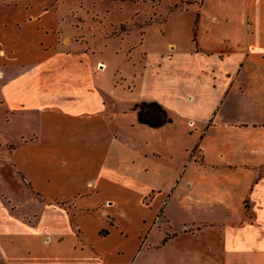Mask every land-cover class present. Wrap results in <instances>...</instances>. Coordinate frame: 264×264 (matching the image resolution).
Returning a JSON list of instances; mask_svg holds the SVG:
<instances>
[{"label": "rangeland", "instance_id": "obj_1", "mask_svg": "<svg viewBox=\"0 0 264 264\" xmlns=\"http://www.w3.org/2000/svg\"><path fill=\"white\" fill-rule=\"evenodd\" d=\"M199 1L0 0V264H264L263 258L228 253L240 247L238 240L228 242L221 223H207L228 218L237 225L240 209L236 200L220 196L223 182L203 174L192 179L190 190L189 172L184 180L168 173L184 155L185 130L153 128L134 112H121L143 94L163 96L165 83L137 77L130 92L124 75L131 65L106 56L138 46L144 36L150 49H165L170 41L194 48L197 13L208 17L215 9L238 19L229 29L244 33L243 42L264 49V27L247 36L243 6ZM50 41L73 53L46 47ZM262 56L253 53L249 62ZM255 70L244 82L243 100L250 105L264 104V69L262 75ZM192 75L200 76L196 69ZM169 100L176 113L177 100ZM94 121L96 130L88 132ZM55 198L60 205L71 200L61 210L54 209ZM107 199V214L120 223L123 237L97 235L100 221L86 220L79 231L74 207L85 213ZM97 214L107 216L102 209ZM49 233L63 240L45 241Z\"/></svg>", "mask_w": 264, "mask_h": 264}, {"label": "crops", "instance_id": "obj_2", "mask_svg": "<svg viewBox=\"0 0 264 264\" xmlns=\"http://www.w3.org/2000/svg\"><path fill=\"white\" fill-rule=\"evenodd\" d=\"M229 1H234L233 3L247 9L245 20L247 36L253 34L252 29L255 31L264 27V5H262L264 0ZM203 3L205 0L199 1V4ZM213 9L215 8L213 7ZM162 16L164 21L167 14ZM237 24L238 19L229 13L220 11V9H215L208 17H204L198 12L193 25L195 28L194 48L184 50L176 42L170 41L165 49H150L143 44L144 36L140 46L130 45L117 52L109 51L112 53L107 52L106 56L110 59L124 57L125 65H131L130 70L124 75L128 83L131 84L130 92L135 91L134 78L137 77L142 78L141 82L143 83L145 77L151 76L160 87L162 83H165V88L162 87L163 96L143 94L137 102L129 107L130 110L122 109L121 112H134L138 121L136 105L145 101L158 102L167 110L169 116H172H170L172 121L158 128L179 127L181 128L179 133L185 130L189 138L186 142L188 144L179 143L180 148H182L181 143L185 147L184 155H178L172 165L173 169H167L168 173L184 180L189 172L187 183L190 190L193 189L192 179L203 174L207 176L211 173V176L213 175L223 182L221 183L222 187H217L221 191L220 196L225 197L223 200L226 198L231 199V202L236 200L240 209L236 219L237 225L233 223L234 220L228 218H211L207 223L211 225L221 223L228 230L225 235L228 242L234 238L238 240L240 247L236 250L234 248L227 250L228 253L235 251L244 258L258 260L264 259V104L253 102L250 105L243 100V97L246 75L253 69V66L255 65L256 75L263 74L261 70L264 69V49L260 45L255 49L246 41L243 42L244 33L229 29V26ZM134 25V28L140 26ZM75 27L78 26L75 25ZM79 31L82 30L77 29V37ZM52 33L54 35L57 30H53ZM203 34L204 37H210L211 40L204 41ZM118 37L121 35L112 36V38ZM64 40L68 41L69 38L65 37ZM48 42L46 47H54L56 52L64 53L62 55L71 56L73 53L72 51L61 52L59 50L60 41H50V44ZM94 53L93 50L92 54ZM253 53L256 54V57L263 55L262 61L251 60L249 62ZM100 63H102L101 68L103 69L106 63L99 60L98 64ZM194 69L199 72L200 76L192 75ZM48 72L50 75L52 70H46L47 75ZM94 75L97 74L94 73ZM81 87L79 89H82ZM140 90L141 88L138 93ZM88 95L89 101H92V96L89 93ZM169 99L177 100L179 108L176 113H174L173 105L169 104ZM94 120H100V118ZM89 125L88 132L96 130L95 121ZM178 138L182 139V137ZM190 139L192 140L190 141ZM18 170L28 186L32 188L26 173L21 169ZM155 172L161 174L166 171L159 169ZM212 190L217 192L215 187ZM38 196L42 195L36 193V197ZM213 198H215L214 194ZM57 199L55 198V201ZM70 200H59L64 205H60L56 201L53 204L54 209H66L65 205ZM108 200L93 205L95 208L90 209L91 211L88 209L85 213L74 205L73 218L76 219V228L79 231L85 230L86 220L87 222L100 221L97 235L108 238L116 233L119 237H123L125 233L120 223L116 221L115 217L107 214L110 212L107 208ZM100 209L107 214L106 218L97 214ZM66 213L69 219V213L67 211ZM112 218H114V223L110 221ZM69 224L72 227V223ZM197 229H201L200 226H197ZM234 229L237 230L236 236L233 232ZM103 230H106V233L103 234ZM76 236L78 237V235ZM51 240L60 243L63 237L59 238L58 235L52 236L49 233L45 241Z\"/></svg>", "mask_w": 264, "mask_h": 264}, {"label": "trees", "instance_id": "obj_3", "mask_svg": "<svg viewBox=\"0 0 264 264\" xmlns=\"http://www.w3.org/2000/svg\"><path fill=\"white\" fill-rule=\"evenodd\" d=\"M138 120L153 128L161 127L172 121L167 110L158 102H141L136 105Z\"/></svg>", "mask_w": 264, "mask_h": 264}]
</instances>
